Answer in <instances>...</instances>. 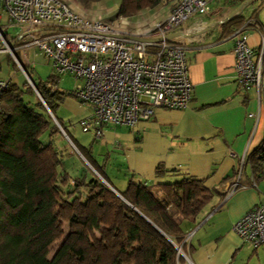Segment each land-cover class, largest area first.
Returning a JSON list of instances; mask_svg holds the SVG:
<instances>
[{"label":"trees","instance_id":"trees-1","mask_svg":"<svg viewBox=\"0 0 264 264\" xmlns=\"http://www.w3.org/2000/svg\"><path fill=\"white\" fill-rule=\"evenodd\" d=\"M77 1L90 7L102 0ZM162 1L122 0L116 17L136 16ZM252 20L247 31L260 30ZM245 23L230 18L224 34L232 36ZM59 81L51 75L34 83L94 170L78 156L77 170L65 166L58 141L66 138L31 86L11 79L0 114V264H181L179 248L187 245L182 223L196 224L214 192L203 180L163 165L156 176L174 181L147 185L130 177L125 190L115 188L91 150L79 148L58 118V108L72 96L58 89ZM246 165L257 180L264 178V138Z\"/></svg>","mask_w":264,"mask_h":264},{"label":"crops","instance_id":"crops-1","mask_svg":"<svg viewBox=\"0 0 264 264\" xmlns=\"http://www.w3.org/2000/svg\"><path fill=\"white\" fill-rule=\"evenodd\" d=\"M208 1L211 14L192 17L173 36L189 47L187 59L194 91L188 108L159 109L150 121H143L133 129L106 126L102 138L96 139L91 134L85 138V145L110 182L119 179L121 189L112 184L119 190L126 189L130 177L147 185L174 181L176 177L156 176L157 167L163 165L168 170L203 180L214 192L196 224L182 223L187 237H191L185 250L181 249V264H264V250L244 243L233 231L239 219L264 203V178L257 180L250 166H242L243 160L264 138V56L259 98L256 87L249 90L239 87L233 53L235 40L224 34L230 18L237 17L243 22L255 18L261 29H249L248 42L256 53L260 52L264 48V18L260 17L264 0ZM100 2L94 3V11L99 10ZM178 2L163 0L158 6L143 10L133 16L141 28L126 32L146 35L168 18ZM244 3L248 4L243 6ZM25 56L27 68L48 72V77L41 80L54 75L40 51L30 50ZM92 114L91 107L73 95L57 111L69 133ZM65 138L58 141V147L66 155L71 152L69 158L77 164L68 169L79 168L77 156L92 168L79 150L70 148L68 138H71Z\"/></svg>","mask_w":264,"mask_h":264},{"label":"built area","instance_id":"built-area-1","mask_svg":"<svg viewBox=\"0 0 264 264\" xmlns=\"http://www.w3.org/2000/svg\"><path fill=\"white\" fill-rule=\"evenodd\" d=\"M0 7L9 23L0 27V61L12 56L25 72L19 54L25 58V53L37 50L55 76H71L72 95L93 111L81 123L83 132L96 139L103 137L106 126L133 129L150 121L159 109L188 108L194 91L189 47L173 36L192 17L211 14L208 0H179L168 18L144 36L120 31L99 18L89 19L63 0H0ZM254 24L247 20L231 38L238 85L242 90L256 87L261 98L264 48L256 53L247 34ZM10 27L21 30L13 36L6 33ZM10 81L0 77V114ZM233 231L244 243L264 250V203L239 219Z\"/></svg>","mask_w":264,"mask_h":264},{"label":"rangeland","instance_id":"rangeland-1","mask_svg":"<svg viewBox=\"0 0 264 264\" xmlns=\"http://www.w3.org/2000/svg\"><path fill=\"white\" fill-rule=\"evenodd\" d=\"M63 1L68 2V4H70L74 9H76V10L78 9L77 11L80 14H82L83 16H85L89 19H93V18L102 19L104 22H106V23L110 24L111 26L119 29L120 31L126 32V31H132V30L141 28V27H139V25L137 23L138 20L133 18V17H130L128 19H120V18L116 17V12H117V10L119 8V4L121 3L122 0H107V1L102 0V2H100L98 5L99 10L97 12L94 11V9H93L94 4H92L90 7H84L77 0H71V1L63 0ZM78 4H80V5H78ZM75 6L76 7L79 6L80 8H76ZM101 8H103V9L100 10ZM263 11H264V9L262 10V14L260 16L261 18H264V12ZM0 15H2V21L0 23V27L3 28L5 26H8L9 23L7 20V15L5 14V12L3 11V9L1 7H0ZM20 30H21L20 27H10V28H8V30H6V33H8V34L10 33L11 35L14 36L17 33H19ZM132 34H138V33H132ZM1 60H3V61L0 63V67H1L0 75H2L5 78H11L12 83L18 84L19 86H23L25 83L29 84L31 86V84L28 81L27 75L25 74V72L23 70H21L19 68V65L17 64V62L14 60V58L12 56H3L1 58ZM25 60H26V58H24V56H22V58H21L22 64H24V62H27V60L26 61ZM27 67L28 66H24V68L26 69L27 73H29V75L31 76L33 81H39L41 79H45L49 75L47 71L43 70V71H41V73L40 72H34V71H32L31 68H27ZM57 87L60 91H73L74 87H75V80L71 76H68V75L61 76L59 84ZM31 88L34 90V88L32 86H31ZM26 97H27L28 101L35 102V97H33L32 95H27ZM91 134L92 133L83 132L81 123H80V126H76L72 129V131H70V135L72 136L73 140L76 142L77 146L81 149H83L82 147L87 142L85 138H89L91 136ZM44 139L47 140V137L43 136L42 140L44 141ZM72 143L71 144L68 143V144L70 145V148H72L76 152L77 150L74 148L75 145L73 146ZM89 144H91V143H89ZM84 147L88 148V145L87 146L85 145ZM66 156H67V159L65 161V166L67 168L72 167V166H77L76 161L72 158H69L72 156L71 152H69ZM75 158H77V157H75ZM118 180L114 179L113 180L114 184L113 183L112 184L115 187H118L119 189H121L119 186L120 182ZM67 232H68V230L66 228V233ZM58 246H59V244L56 246V248H58Z\"/></svg>","mask_w":264,"mask_h":264},{"label":"water","instance_id":"water-1","mask_svg":"<svg viewBox=\"0 0 264 264\" xmlns=\"http://www.w3.org/2000/svg\"><path fill=\"white\" fill-rule=\"evenodd\" d=\"M13 45H14V44H11L12 47H13ZM24 70H25V72H26V74H27V77H28V81H29V83H30L31 86L34 88L35 92L37 93V96L41 99V101L43 102V104H44L45 107L47 108L48 112H49L50 115L52 116V118H53V120L55 121L56 125L59 127V129L61 130L62 134H63L65 137H68L67 134H66V132H65V130L61 127V125L59 124L58 120L55 118V116L52 114L51 110H50V109L47 107V105L45 104V102H44L42 96L40 95V93H39V91H38V89H37V87H36V85H35L33 79H32L31 76L27 73V71H26L25 68H24ZM68 140L70 141V143H72V141H71L69 138H68ZM72 144H73V143H72ZM73 146H74V144H73ZM74 148L76 149L75 146H74ZM76 150L78 151V149H76ZM78 152H79V151H78ZM179 250H180V248H179ZM180 254H182V253L180 252Z\"/></svg>","mask_w":264,"mask_h":264}]
</instances>
